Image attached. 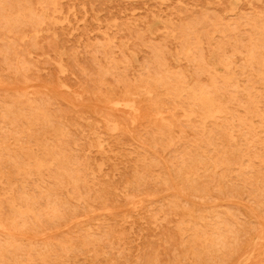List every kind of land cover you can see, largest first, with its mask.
Masks as SVG:
<instances>
[{
	"label": "rangeland",
	"instance_id": "obj_1",
	"mask_svg": "<svg viewBox=\"0 0 264 264\" xmlns=\"http://www.w3.org/2000/svg\"><path fill=\"white\" fill-rule=\"evenodd\" d=\"M263 41L264 0H0V264H264Z\"/></svg>",
	"mask_w": 264,
	"mask_h": 264
},
{
	"label": "bare ground",
	"instance_id": "obj_2",
	"mask_svg": "<svg viewBox=\"0 0 264 264\" xmlns=\"http://www.w3.org/2000/svg\"><path fill=\"white\" fill-rule=\"evenodd\" d=\"M29 14H30V12H29ZM12 21V20H11ZM264 42V41H263ZM260 54V53H259ZM263 71V70H262ZM257 73V72H256ZM230 84V83H229ZM220 88V87H219ZM222 88V87H221ZM206 94V93H205ZM138 107V106H137ZM197 107V106H196ZM129 119V118H128ZM59 140V139H58ZM215 141V140H214ZM57 147V146H56ZM23 159V158H22ZM50 161V160H49ZM35 162V161H34ZM19 164H20V162H19ZM63 167V166H62ZM11 168V167H10ZM50 169V168H49ZM54 169V168H53ZM217 169V168H216ZM183 171V170H182ZM55 172V171H54ZM41 173V172H40ZM190 174V173H189ZM21 177V176H20ZM16 182V181H15ZM19 183V182H18ZM3 190V189H2ZM10 191V190H9ZM19 193V192H18ZM19 199H20V197H19ZM17 201V200H16ZM4 202V201H3ZM50 202V201H49ZM0 203H1V201H0ZM10 211V210H9ZM10 214V213H9ZM29 217H31V215L29 216ZM8 220V219H7ZM18 224V223H17ZM211 229V228H210ZM188 230V229H187ZM23 253V252H22ZM9 258V257H8ZM24 262H26V261H24Z\"/></svg>",
	"mask_w": 264,
	"mask_h": 264
}]
</instances>
